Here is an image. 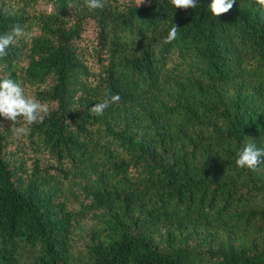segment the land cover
<instances>
[{
    "label": "trees",
    "instance_id": "obj_1",
    "mask_svg": "<svg viewBox=\"0 0 264 264\" xmlns=\"http://www.w3.org/2000/svg\"><path fill=\"white\" fill-rule=\"evenodd\" d=\"M102 2L0 0V35L32 33L0 78L48 109L0 117V264H264V162L235 164L264 149V9Z\"/></svg>",
    "mask_w": 264,
    "mask_h": 264
},
{
    "label": "clouds",
    "instance_id": "obj_2",
    "mask_svg": "<svg viewBox=\"0 0 264 264\" xmlns=\"http://www.w3.org/2000/svg\"><path fill=\"white\" fill-rule=\"evenodd\" d=\"M236 0H212L209 9L211 13L218 17L221 14L228 13L232 9ZM85 5L89 10L103 8L104 4L102 0H84ZM144 0H136L137 7L141 6ZM256 3L264 9V0H256ZM171 4L175 8L189 9L195 8L197 0H171ZM178 26L173 25L168 35L164 40V43H170L177 38ZM22 37L30 39L32 37L31 32L25 31L19 25L14 26L10 32L0 35V57L7 55V49L16 41L17 38ZM120 100L119 95H107L99 103H95L88 111L90 114L103 115L104 111ZM47 107L37 100L32 95L25 93V88L20 82L14 81L11 78H0V117L5 120L11 121L12 125L19 124L20 121L26 124H32L39 122L43 119L42 114H46ZM25 131L23 127H14L13 132L16 135H20ZM235 164L239 168H248L250 170H256L257 166L264 162V149L257 148L254 144L248 143L244 145L236 153Z\"/></svg>",
    "mask_w": 264,
    "mask_h": 264
},
{
    "label": "rangeland",
    "instance_id": "obj_3",
    "mask_svg": "<svg viewBox=\"0 0 264 264\" xmlns=\"http://www.w3.org/2000/svg\"><path fill=\"white\" fill-rule=\"evenodd\" d=\"M89 221H80L73 231L74 242L78 245H82L88 241L89 238Z\"/></svg>",
    "mask_w": 264,
    "mask_h": 264
}]
</instances>
